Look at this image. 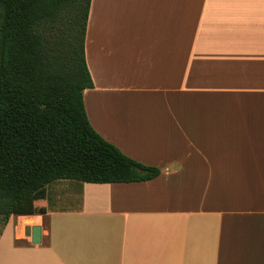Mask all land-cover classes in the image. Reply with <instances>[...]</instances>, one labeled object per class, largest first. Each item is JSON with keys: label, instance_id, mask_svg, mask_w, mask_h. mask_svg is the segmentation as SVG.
I'll return each instance as SVG.
<instances>
[{"label": "crops", "instance_id": "0c3cea01", "mask_svg": "<svg viewBox=\"0 0 264 264\" xmlns=\"http://www.w3.org/2000/svg\"><path fill=\"white\" fill-rule=\"evenodd\" d=\"M85 57L90 125L160 175L49 184L0 264H264V0H91Z\"/></svg>", "mask_w": 264, "mask_h": 264}, {"label": "trees", "instance_id": "16d2710c", "mask_svg": "<svg viewBox=\"0 0 264 264\" xmlns=\"http://www.w3.org/2000/svg\"><path fill=\"white\" fill-rule=\"evenodd\" d=\"M90 2L0 0V233L11 216L44 214L34 197L55 181L116 184L160 175L88 121Z\"/></svg>", "mask_w": 264, "mask_h": 264}, {"label": "water", "instance_id": "95a60500", "mask_svg": "<svg viewBox=\"0 0 264 264\" xmlns=\"http://www.w3.org/2000/svg\"><path fill=\"white\" fill-rule=\"evenodd\" d=\"M26 237L30 238L32 244L37 245L41 243V227L40 226H31L26 227L24 230Z\"/></svg>", "mask_w": 264, "mask_h": 264}]
</instances>
